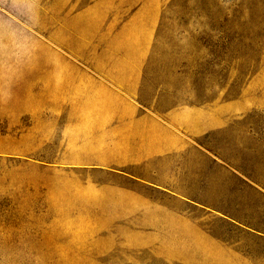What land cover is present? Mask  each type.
Wrapping results in <instances>:
<instances>
[{
    "label": "rangeland",
    "instance_id": "obj_1",
    "mask_svg": "<svg viewBox=\"0 0 264 264\" xmlns=\"http://www.w3.org/2000/svg\"><path fill=\"white\" fill-rule=\"evenodd\" d=\"M141 7L158 12L141 85L102 107L246 109L196 141L214 158L183 161L181 203L70 135L95 97L63 74L116 58ZM0 264H264V0H0Z\"/></svg>",
    "mask_w": 264,
    "mask_h": 264
},
{
    "label": "crops",
    "instance_id": "obj_2",
    "mask_svg": "<svg viewBox=\"0 0 264 264\" xmlns=\"http://www.w3.org/2000/svg\"><path fill=\"white\" fill-rule=\"evenodd\" d=\"M157 21L156 10L150 13L144 7L137 9L119 26L118 56L110 61H96L95 71L90 74L64 73L63 90L79 97H95L94 103L85 105L89 107H72L69 115L71 136L94 143L96 151L117 153L97 156L99 164L94 168L120 178L129 186L164 193L168 199L181 203L191 200L180 192L192 182L191 170L184 167L183 161L214 158L196 141L222 129L232 114H243L246 109L181 107L156 115L141 112L132 104L102 107V96L137 94ZM124 190L131 192L132 188Z\"/></svg>",
    "mask_w": 264,
    "mask_h": 264
}]
</instances>
